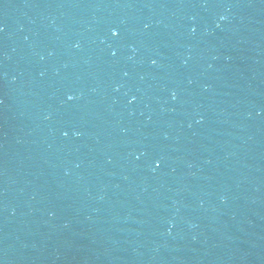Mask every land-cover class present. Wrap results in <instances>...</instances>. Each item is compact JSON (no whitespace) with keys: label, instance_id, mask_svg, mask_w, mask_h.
I'll return each instance as SVG.
<instances>
[{"label":"water","instance_id":"1","mask_svg":"<svg viewBox=\"0 0 264 264\" xmlns=\"http://www.w3.org/2000/svg\"><path fill=\"white\" fill-rule=\"evenodd\" d=\"M146 1L210 60L264 128V0Z\"/></svg>","mask_w":264,"mask_h":264},{"label":"clouds","instance_id":"2","mask_svg":"<svg viewBox=\"0 0 264 264\" xmlns=\"http://www.w3.org/2000/svg\"><path fill=\"white\" fill-rule=\"evenodd\" d=\"M221 19H224V17H221ZM115 29L113 30V34H115ZM153 63H155V61H153ZM72 97H69V99H71Z\"/></svg>","mask_w":264,"mask_h":264}]
</instances>
